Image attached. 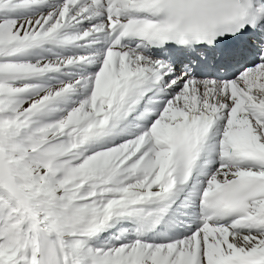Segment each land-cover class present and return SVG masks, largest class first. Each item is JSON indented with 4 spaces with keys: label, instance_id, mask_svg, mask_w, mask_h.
I'll return each mask as SVG.
<instances>
[{
    "label": "snow or ice",
    "instance_id": "obj_1",
    "mask_svg": "<svg viewBox=\"0 0 264 264\" xmlns=\"http://www.w3.org/2000/svg\"><path fill=\"white\" fill-rule=\"evenodd\" d=\"M0 264H264V0H0Z\"/></svg>",
    "mask_w": 264,
    "mask_h": 264
}]
</instances>
